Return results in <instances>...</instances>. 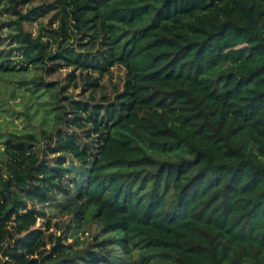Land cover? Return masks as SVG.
<instances>
[{"label":"trees","instance_id":"trees-1","mask_svg":"<svg viewBox=\"0 0 264 264\" xmlns=\"http://www.w3.org/2000/svg\"><path fill=\"white\" fill-rule=\"evenodd\" d=\"M32 1L0 0V76L30 75L52 129L0 136V264H264V0H57L45 40ZM55 66L93 101L48 82ZM59 196L47 242L27 205Z\"/></svg>","mask_w":264,"mask_h":264},{"label":"rangeland","instance_id":"rangeland-1","mask_svg":"<svg viewBox=\"0 0 264 264\" xmlns=\"http://www.w3.org/2000/svg\"><path fill=\"white\" fill-rule=\"evenodd\" d=\"M57 2V0H33L32 2L22 6L21 11L23 14H26L31 7L48 5L46 7L47 11L45 15L39 18L36 22H25L24 29L30 32L33 37L43 35L42 38L44 40L48 39L49 30L56 26V24H51V22H55V15L59 12L60 5ZM55 67L56 71L50 72V74H47L45 77L48 82L56 83V85L59 84L62 87H68L69 92L67 96L74 98V100L93 101L91 99V93H89L88 90H85L88 86L86 85L84 79L78 78V88H70V86H68V74L73 70L72 68H66L64 66ZM79 73L80 72H78L77 75H79ZM28 75L17 74L15 76H0V136L1 134H9L12 132L21 137L28 134L33 135L38 133V136L41 137V130L52 129V125H44L41 122V115L37 117L35 116V107H37V103H39L36 97L32 96L30 92L26 91L24 87L19 85L21 80H27V78H29L30 75ZM124 80L125 70L120 67H115L109 74L105 75L101 79L100 88L93 95L95 102L102 103V98L104 96L107 98L109 96L113 99L117 92L116 90L122 89ZM70 113L71 112H69V114ZM68 132L70 134H82L81 130L76 128H70L68 129ZM40 139L43 142L42 148H46V140L43 138ZM4 148L5 145L3 143V139L0 138V176L3 172V168H5V163L7 162V156L4 154ZM56 156L58 155L52 157L55 158ZM77 170V168L73 169L74 176H76ZM5 175L6 174H4V176ZM4 176L2 178H4ZM2 178L0 177V180ZM58 200L59 202H56L51 200V198H48L47 202L30 201L27 205V210L38 212V221L36 225L31 227L30 230H41L46 233L47 242L49 240V236H58L60 234L58 227L61 224L69 221V215L66 214L62 208L63 204H65L63 197L59 196ZM47 220L52 222V228L49 230H47ZM87 232V234L85 233L82 235V240L85 242L84 246L95 243L94 238L99 234L100 229L97 226L92 225ZM27 234L28 232L25 231L20 235V237L23 238ZM51 246V243H48L47 248H50ZM112 249L113 248H109V250Z\"/></svg>","mask_w":264,"mask_h":264}]
</instances>
